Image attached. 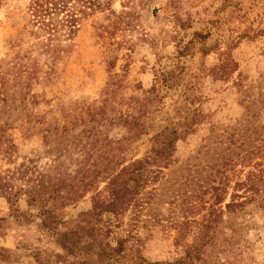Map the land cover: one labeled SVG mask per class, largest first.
<instances>
[{
  "label": "rangeland",
  "instance_id": "obj_1",
  "mask_svg": "<svg viewBox=\"0 0 264 264\" xmlns=\"http://www.w3.org/2000/svg\"><path fill=\"white\" fill-rule=\"evenodd\" d=\"M30 3L0 0V60L15 108L5 134L14 148L0 150V172L28 160L43 171L61 165L77 184L96 178L104 194L103 177L142 158L165 120L187 117L171 163L138 170L149 180L135 201L117 218L103 216L111 229L102 240L125 239L124 257L89 264L174 262L194 245L201 258L191 264H264V0H113V12L82 18L55 53L44 50ZM160 73L172 85L153 98L146 134L130 138L117 118L152 96ZM93 126L97 142L84 134ZM119 145L123 165L100 166L97 155ZM250 174L254 191L235 186ZM91 206L89 192L59 218L71 222ZM37 210L24 197L11 206L0 196V264H79Z\"/></svg>",
  "mask_w": 264,
  "mask_h": 264
},
{
  "label": "trees",
  "instance_id": "obj_2",
  "mask_svg": "<svg viewBox=\"0 0 264 264\" xmlns=\"http://www.w3.org/2000/svg\"><path fill=\"white\" fill-rule=\"evenodd\" d=\"M112 1L31 0L28 10L32 16V21L38 23L39 27L47 34L45 40L41 42L44 50L55 53L58 51L57 47L62 38L68 40L76 35L80 28L79 21L82 18L93 12L105 10L113 12L111 9ZM63 12L64 15L59 18V14ZM3 64L4 61L0 60V150L10 156L14 145L5 138V134L15 119L10 117V111L15 108L12 106L11 99L7 98V91L10 86L7 77L9 73L3 68ZM223 68V65L219 66L222 74L224 73ZM171 78L166 74H157L150 89L152 96L137 102V105H133L128 112L118 116L117 120L125 128H128L130 138H137L146 134L149 127L147 126L148 108L163 85H172L169 82L172 81ZM104 101L106 102L107 99ZM19 110L24 115L28 111L24 103L20 104ZM176 111L180 113V108L177 107ZM99 113L102 114L103 110H100ZM96 115L97 113L92 114V118H95ZM165 121V125L153 134L150 148L142 158L132 160L111 176L103 177L106 180L104 194L93 188V184L97 183L96 178L87 180V182L80 180L77 184L75 176L67 174L65 169L60 170L61 165L43 171L38 170L37 166L32 164V160H28L27 163L23 161L12 169L8 168L0 172V196L4 197L11 206L16 204L21 197H24L28 204L37 206L36 216L41 219L42 227L55 231L57 243L65 251L66 256L76 258L79 260V264H89L93 261L96 263L107 262L121 255L124 257L125 239L117 238L114 245L109 240H102L110 235L109 230L111 229L110 224H103V216L112 215L117 218L118 214L127 210L135 201L139 195L140 183L142 182L143 187V184L149 180V176H143L138 170H145L151 166L165 167L171 163L175 144L190 130L191 123L187 117L183 121H175L171 118ZM46 131H49V128ZM98 132L95 126L88 130L84 129L86 138L90 139L91 142H97ZM104 141H106L104 146L110 144L109 140L104 139ZM117 150L116 153L112 154L105 152L98 154L97 160L100 166L111 168L123 165L124 150L121 145L117 147ZM93 167L96 168L97 166ZM260 171L261 174L264 172ZM235 186H245L246 190L254 191L255 183L252 174L247 177L246 182L236 183ZM214 189L222 190L221 187ZM89 192H92L91 209L80 213L71 222L59 218V210L77 202ZM230 205H232L231 202L226 207ZM61 225L66 228L62 232L57 230L58 226ZM201 246L194 245L183 258L174 262H148L137 256L129 264H191L193 260L201 258L199 256Z\"/></svg>",
  "mask_w": 264,
  "mask_h": 264
}]
</instances>
